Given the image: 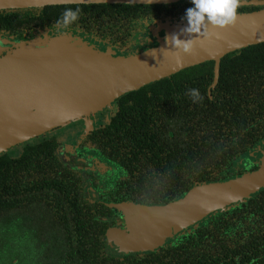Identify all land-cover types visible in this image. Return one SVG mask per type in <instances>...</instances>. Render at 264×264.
<instances>
[{"label":"trees","instance_id":"trees-1","mask_svg":"<svg viewBox=\"0 0 264 264\" xmlns=\"http://www.w3.org/2000/svg\"><path fill=\"white\" fill-rule=\"evenodd\" d=\"M189 6V0L160 4H62L24 7L18 13L23 25L51 26L56 25L65 8L79 7L81 15L68 26L79 29L74 35H83L81 31H84L94 34L86 37L91 41L131 51L132 44L143 50L154 42L147 23L182 18ZM253 8L241 6L238 11ZM251 70L260 74H247ZM212 78L213 61L210 60L123 93L117 97V109L108 122L90 135L105 155L116 151L125 157L129 154L137 157V153L149 150L158 156L159 150H166L160 148V143L167 144L169 154L178 161V185L174 195L171 191L160 198L181 197L199 182L220 181L242 174L234 173L235 160L264 136L258 131L264 121V42L225 54L213 88L210 87ZM190 88L198 89L203 99L193 103L187 94ZM246 141L248 145H244ZM55 148L56 142L51 139L27 144L19 155L0 154V242L12 235L11 209L28 207L30 200L35 199L46 200L38 202L43 204L40 205L42 213L60 212L57 206L60 208L61 200L68 198L69 182L77 179L60 164L54 155ZM169 168L172 171L171 162ZM236 213V207L215 210L202 220L211 217L213 225H217L230 218L223 216ZM216 228L219 232L220 227ZM8 254L11 264L12 253Z\"/></svg>","mask_w":264,"mask_h":264},{"label":"water","instance_id":"water-1","mask_svg":"<svg viewBox=\"0 0 264 264\" xmlns=\"http://www.w3.org/2000/svg\"><path fill=\"white\" fill-rule=\"evenodd\" d=\"M179 1L0 0V8ZM248 4L264 5V0H242L241 5ZM239 13L233 26L209 28L207 39L198 36L191 54H180V65L176 64V50L165 44L164 37L179 33L186 26L182 18L147 23L154 42L143 50H117L80 34L44 35L28 41L0 36V154L72 120L85 118L89 124L92 114L107 107L115 110L119 95L188 66L213 61L210 85L213 88L218 81L220 60L225 54L264 42V7ZM188 35L181 33L178 38L186 39ZM249 159L259 160L260 166L228 179L199 182L171 203L108 204L123 212L127 224V231L108 230L109 247L117 253L152 250L213 211L255 195L264 188V152L253 149L242 156L240 163L244 165ZM76 161L82 163L83 160ZM85 196L97 199L91 187L86 189Z\"/></svg>","mask_w":264,"mask_h":264},{"label":"flooded vegetation","instance_id":"flooded-vegetation-1","mask_svg":"<svg viewBox=\"0 0 264 264\" xmlns=\"http://www.w3.org/2000/svg\"><path fill=\"white\" fill-rule=\"evenodd\" d=\"M241 6H253L250 11L264 7L263 4ZM18 9L21 8H0V36L28 41L44 35L80 32L77 28H58L56 25H23ZM81 32L87 38L94 37V34ZM134 47L132 44L129 48L134 50ZM247 74L259 75L260 72L251 70ZM115 110L110 111L108 119ZM103 111L90 116L92 122L100 123L84 137L72 138L73 129L66 135L64 128L58 126L8 148L19 155L27 144L53 139L56 142L54 155L69 170L70 176L77 179L69 182L68 198L61 200L60 208L57 206L58 214L42 213L40 205L43 204L38 202L45 203L46 200L33 199L28 207L11 209L14 221L8 239L12 240L9 245L12 264H264V188L254 195L255 198L226 206V210L236 207L237 213L223 216L230 218L222 223L213 225L214 219L209 217L152 250L114 252L108 245L107 232L110 228L127 231V224L122 211L115 207L107 210L102 206L121 202L162 205L175 201L179 197H160L171 191L173 195L176 193L178 161L169 154L168 145L164 143H160V148L166 150H159L158 156L149 150L137 153V157L131 154L125 157L116 151L105 155L90 135L108 122L101 119ZM258 131L264 133V121ZM253 149L264 152V136L257 139L247 153ZM243 155L235 160V174L255 170L261 164L259 160L249 159L243 165L240 163ZM75 159L83 161L78 163ZM89 187L97 199L90 200L85 196ZM205 224L207 227L203 226ZM217 226L222 234L217 232Z\"/></svg>","mask_w":264,"mask_h":264},{"label":"clouds","instance_id":"clouds-1","mask_svg":"<svg viewBox=\"0 0 264 264\" xmlns=\"http://www.w3.org/2000/svg\"><path fill=\"white\" fill-rule=\"evenodd\" d=\"M189 3L191 6L184 10L182 17L186 21V26L182 27L179 33L164 37L165 44H170V49L176 50L177 65L181 64L180 54H191L198 36H203L205 39L209 37L210 33L207 29H225L233 26L240 15L238 8L241 7L242 0H189ZM80 15L79 7L65 8L55 24L58 28H67L70 24L75 23ZM181 33L189 34L188 38H178ZM187 94L193 103L203 99L196 88L188 89Z\"/></svg>","mask_w":264,"mask_h":264},{"label":"rangeland","instance_id":"rangeland-1","mask_svg":"<svg viewBox=\"0 0 264 264\" xmlns=\"http://www.w3.org/2000/svg\"><path fill=\"white\" fill-rule=\"evenodd\" d=\"M46 36H48V35H46ZM103 110H104L103 111L104 113L101 115V119H104V121H107L108 120V116L110 115V111L112 112L113 109L107 107V108H105ZM89 119H90V117H89ZM99 123H100L99 121L92 122L90 120V122L88 124V121L85 118H79V119H76V120H72V121L68 122L67 124H65V125H63L61 127L64 128V133L66 135L67 134L69 135V133L73 129L74 131H73V137L72 138H74V137L75 138H80V137H83L84 134L88 130H92L93 127L94 126H97ZM72 138H71V140H72ZM5 153H7V154H10L11 153V154L14 155V154H17L18 152L15 153V151H13L11 149H8L7 151H5ZM11 241L12 240H9L7 238V239H3V241L0 242V264H9V261L8 260L11 259V256L8 253L10 252L9 251V245H10ZM11 264H12V262H11Z\"/></svg>","mask_w":264,"mask_h":264}]
</instances>
